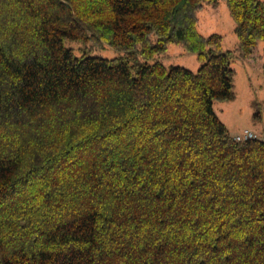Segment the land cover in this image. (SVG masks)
I'll return each mask as SVG.
<instances>
[{
	"label": "trees",
	"instance_id": "trees-1",
	"mask_svg": "<svg viewBox=\"0 0 264 264\" xmlns=\"http://www.w3.org/2000/svg\"><path fill=\"white\" fill-rule=\"evenodd\" d=\"M215 2L0 0V264H264V127L234 140L213 110L233 96L232 52L195 26ZM224 2L246 55L264 1ZM169 43L196 69L145 60Z\"/></svg>",
	"mask_w": 264,
	"mask_h": 264
},
{
	"label": "rangeland",
	"instance_id": "rangeland-1",
	"mask_svg": "<svg viewBox=\"0 0 264 264\" xmlns=\"http://www.w3.org/2000/svg\"><path fill=\"white\" fill-rule=\"evenodd\" d=\"M233 24L224 0H216L214 4L203 3L196 12L197 31L204 35L213 32L220 34L221 48L232 52L230 65L233 69L231 79L233 96L229 99H215L212 106L229 134L247 128L259 136L263 134L264 127V41L258 40L250 53L239 54ZM64 43L72 47L76 54L79 53L78 47L81 46L88 48V54L91 55L109 58L123 54L121 49L105 43L83 45L79 41L70 40H65ZM136 57L143 60L138 53ZM154 59H159L164 65L178 64L191 70H195L199 65L195 54L186 51L180 43H169L163 52L145 58L148 62ZM256 111L258 116L254 115Z\"/></svg>",
	"mask_w": 264,
	"mask_h": 264
},
{
	"label": "built area",
	"instance_id": "built-area-1",
	"mask_svg": "<svg viewBox=\"0 0 264 264\" xmlns=\"http://www.w3.org/2000/svg\"><path fill=\"white\" fill-rule=\"evenodd\" d=\"M257 136H258V134L255 131H253L251 129H247V128H244L239 132L231 134V137L234 140H243V139L253 138V137H257Z\"/></svg>",
	"mask_w": 264,
	"mask_h": 264
}]
</instances>
